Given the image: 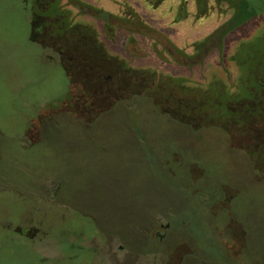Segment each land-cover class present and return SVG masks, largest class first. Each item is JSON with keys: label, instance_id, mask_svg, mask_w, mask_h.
Here are the masks:
<instances>
[{"label": "rangeland", "instance_id": "1", "mask_svg": "<svg viewBox=\"0 0 264 264\" xmlns=\"http://www.w3.org/2000/svg\"><path fill=\"white\" fill-rule=\"evenodd\" d=\"M82 1L122 17L134 11L154 30L131 34L124 23L110 33L94 21L95 31L53 40L46 28L30 34L18 0H0V77L7 80L0 84V224L30 216L23 206L42 209L34 218L52 229L35 249L52 259L48 264H115L109 252L116 244L128 251L116 249L117 264L159 263L152 254L164 260L177 242L195 252L182 264H264V133L256 131L261 105L253 104L264 54L248 48L233 61L241 43L264 34V15L227 36L223 54L215 48L202 64L189 65L177 49L191 55L228 16L216 10L196 20L193 0L179 23L181 0L158 10L143 0ZM98 42L106 54L81 48ZM103 71L109 83L97 82ZM72 209L95 220L105 241L70 222ZM160 216L171 229L167 245L157 248L147 237ZM243 234L248 250L231 260L224 242ZM0 264L42 263L0 238Z\"/></svg>", "mask_w": 264, "mask_h": 264}, {"label": "trees", "instance_id": "2", "mask_svg": "<svg viewBox=\"0 0 264 264\" xmlns=\"http://www.w3.org/2000/svg\"><path fill=\"white\" fill-rule=\"evenodd\" d=\"M19 5L21 6L22 10L26 14V20L27 25L30 28V34H31V25H32V19L33 14L40 15L42 11L40 10L42 6H40L38 3H34V1L26 0V3L23 0H18ZM29 1V2H28ZM68 1V2H67ZM146 4H148L149 7H151L153 10H158L162 7V5L167 0H143ZM193 4H195V19H205L208 18L210 15H212L216 10L219 12V14L225 16H228V20H226L222 25H220L211 35L204 38L203 40H200L196 43H194L193 48L194 52L191 55L186 54L184 51L177 49L179 53L184 54L188 60L191 62L188 63L189 65H196V64H202V62L207 57L208 53L214 50L215 48L219 49V51L223 54L224 53V41L231 33L235 32L254 18L260 17L264 15V0H193ZM67 7H73L76 10H80L79 14H73L72 11H66L63 8ZM34 11L32 12L31 10ZM51 9L48 13L43 14L42 16L44 18H49V20L46 25V31L48 33V36L52 38L53 40H63L65 37H72L74 35H81L85 30H77L75 33V30L77 28L76 22L79 20V15L89 14L95 18H98L102 21H104L106 24L111 23V20L115 17V15L106 12L102 9H99L97 7H94L82 0H56L55 4L51 6ZM190 15L189 12V4L187 0H181L180 6L178 9V12L175 17V22L179 23L184 20H186ZM80 22V21H78ZM126 23V25L130 26V33L134 34L136 31L135 29H138L140 31V28H145L149 30H154L151 27H149L141 18L140 16L132 11V14H130V17L125 16L122 17L121 24ZM120 24V25H121ZM74 25L76 27H74ZM44 32V31H43ZM42 32V33H43ZM107 32H112L108 31ZM75 33V34H74ZM73 34V35H70ZM60 37V39H59ZM130 41L134 42V38L131 37ZM37 44V43H36ZM39 44V43H38ZM41 46V44H39ZM86 48H83L84 53L85 52H97L102 53V47L98 44V46L93 49L91 46H85ZM77 48V47H76ZM252 49V53H254L255 56L259 58H263L264 54V34H258L250 41H244L240 44L239 50L237 55L233 58V61H237L238 58L242 55L241 53L244 52L246 49ZM54 48H51L50 51H53ZM60 57L62 54L60 52L57 53ZM261 59L258 60L260 63V66L263 65L261 62ZM122 70L128 71L129 67L126 63H123ZM153 73V72H152ZM170 81L175 83H181L183 82L180 79L173 78L170 79ZM257 87H259V93L256 95L255 100L253 97V104L256 105L257 103L261 105L262 110H260L261 119L259 122H257V126L261 129H257L256 131L259 133H264V77H260L257 79ZM232 93H230L231 95ZM232 96V95H231ZM230 98V96H229ZM258 100V101H257ZM62 101V100H60ZM188 102L186 103H180V106L185 107ZM231 103V102H230ZM229 103V104H230ZM173 117V116H172ZM186 120V116H183ZM176 119V117H173ZM184 121L183 119H181ZM251 158L255 164L256 169L259 167L258 158L254 156V153H251ZM264 162V159H262V163ZM260 172V169H258ZM16 198H19V196H16V194H13ZM20 199H22L20 197ZM15 200V198H14ZM15 208H18L15 206ZM25 208H28L27 211H29L28 217H19V221L13 222V225L15 226H29V225H39L42 223L41 221H38V219L34 218V214H36V206H24ZM20 211L21 209H17ZM36 212V213H35ZM15 215L16 211H14ZM30 213H33L31 215ZM11 221V220H10ZM13 232V231H12ZM17 241H20L18 239H12V243H16ZM39 260V259H38Z\"/></svg>", "mask_w": 264, "mask_h": 264}, {"label": "flooded vegetation", "instance_id": "3", "mask_svg": "<svg viewBox=\"0 0 264 264\" xmlns=\"http://www.w3.org/2000/svg\"><path fill=\"white\" fill-rule=\"evenodd\" d=\"M25 3H26V0H23ZM30 1H34V3H38L41 7V11L42 13L40 15L38 14H35L34 12V16H33V19H32V27H31V33L33 34L34 33H38L39 35H42V32L44 31V29L46 28V25L49 20V18H44L42 15L45 14V13H48L51 9V6H53L56 2V0H30ZM29 2V1H28ZM68 2V1H67ZM85 2V1H84ZM94 7H97L89 2H86ZM99 8V7H97ZM64 10H68L69 12L72 11L73 14H79L80 10H76L75 8L73 7H67V8H63ZM99 9H102L106 12H109L103 8H99ZM32 12L34 11L31 10ZM111 13V12H109ZM113 15H115V17L117 18H114L111 20V23L109 24H106L104 21L98 19V18H95L89 14H84V15H79V20L83 18V20H87L88 23H84V24H79L80 22H76V26L77 27H81L82 30H85L87 28H91L92 30L95 31V28H96V25H94L93 23H90V22H94V21H100L102 22V28L105 30V31H112V32H116L117 31V28L118 26H120L121 22H122V16L120 15H116L114 13H111ZM85 21V22H87ZM38 25V27H37ZM74 25V27H76ZM34 43H40L39 40L37 39H33L32 40ZM99 44V42H98ZM100 45V44H99ZM56 46V45H55ZM53 48H55L54 46H52ZM102 47V46H101ZM105 49L102 47V53L103 54H106L105 53ZM60 54H62V52H60ZM62 57V55H61ZM106 57V55H105ZM100 58H102V56L100 55ZM69 60V63L70 64H75V59L73 57H70L68 58ZM122 62V61H121ZM86 64L85 66V70L90 73L93 69V64H92V61L90 60V57L89 59L85 62ZM120 65V64H119ZM122 65L123 63H121V68H122ZM75 68L78 69V67L76 66ZM123 69V68H122ZM104 72L103 71L101 74L98 75L97 77V82H102L104 80H107L109 83L111 81V77L108 76V77H104ZM91 76H93V74H91ZM5 77V76H4ZM4 77H0V84L3 86L2 84V81L6 84L7 80L6 78ZM133 75L132 73L130 72L129 74V78H132ZM143 77V76H142ZM101 86V85H100ZM101 89H103L104 91H107L108 89L105 87V84L104 86L102 85L100 87ZM183 105L180 106V108L182 109L183 111V108H182ZM163 111H166L165 114H169L173 117H176L174 115L171 114V110H163ZM161 113H162V109H161ZM178 119V118H176ZM182 121V120H181ZM89 122H92L91 120ZM185 122V121H183ZM177 161H167V165L169 166V168L173 165H171V163H173L175 165ZM172 170V168H170ZM209 201L211 200H205L203 201L204 203H209ZM230 204H231V200H229L227 203H226V206L227 208L230 207ZM24 208V206H23ZM42 209H36V212H42L41 211ZM35 212V213H36ZM68 215H66L68 217V219L70 220V222L74 223V224H77L79 226H82L84 229H86L87 231H89L91 233V235L93 236L92 238L94 240H97V241H100V244L105 241V235L104 233L101 231V229L98 227V225L96 224L95 220H93L92 218H89L85 215H83L81 212L75 210V209H72V211H68L67 212ZM65 214H63L61 217H59V219H63L65 216ZM0 228L2 230H0V238L4 240V242H6V244H9V243H12L11 240L12 239H18L20 241H17L16 243H13L14 245L20 247L21 249H24V250H27L28 253L32 256H34L35 258H38L39 262H41L42 264H48L49 262H51V258L49 257H44L42 253H39L37 249H35L36 247H38L39 244H41L46 236H49V231L51 228L46 226V225H43L42 223H40L39 225H29V226H15L13 225V222L11 221H8V220H5L2 222V224H0ZM47 229V230H45ZM171 229V226L170 224H168L166 222V220L164 219V217L160 216L153 228L151 229V231L149 232V236L147 237V241H150L151 244H154L157 246V248L159 246H163L164 244L167 245V240H168V233H169V230ZM13 231V232H12ZM246 235L243 234L242 235V239L240 238H237L235 237L233 240H228L227 242H224V248L226 250V255L231 259V260H239L242 256L245 255V252L248 250L247 247H246ZM149 243V242H148ZM98 247H96V249H94V252H93V255H96L98 254V251L99 249L102 251V248L100 245ZM117 245V244H116ZM115 245V246H116ZM115 246L113 248H111L110 252H109V256L114 259L116 262H120L122 261L121 258H117L118 256V253L116 251V249L119 251V252H126V255H128V251L126 249V247L123 245V244H119L117 248H115ZM88 251L89 250V247H86V246H83V247H80V249H83ZM168 257L164 260H160L158 257H157V254L153 253L152 254V257H151V260H156V261H159V263L157 262H154L152 264H182L184 259L188 256V255H195V252L193 250L190 249L189 246H187L185 243L183 242H177L175 245L173 244V246H168ZM138 253V252H137ZM173 255V256H172ZM75 260V250L73 249L72 247V252H71V256H70V262L74 261ZM114 261V262H115ZM115 262V264H117ZM87 264H97L96 262L94 261H91V262H88ZM149 264V263H148ZM240 264V263H239ZM246 264V263H245Z\"/></svg>", "mask_w": 264, "mask_h": 264}]
</instances>
